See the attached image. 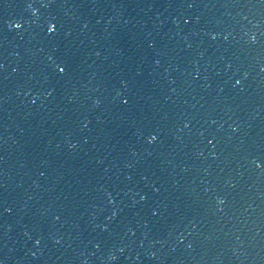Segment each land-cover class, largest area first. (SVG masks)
<instances>
[{
    "label": "water",
    "instance_id": "1",
    "mask_svg": "<svg viewBox=\"0 0 264 264\" xmlns=\"http://www.w3.org/2000/svg\"><path fill=\"white\" fill-rule=\"evenodd\" d=\"M0 264H264V0H0Z\"/></svg>",
    "mask_w": 264,
    "mask_h": 264
}]
</instances>
